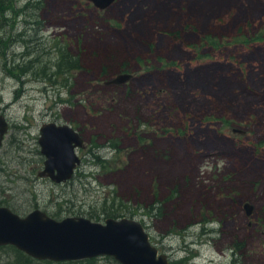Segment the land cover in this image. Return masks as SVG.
I'll use <instances>...</instances> for the list:
<instances>
[{
  "label": "rangeland",
  "instance_id": "rangeland-1",
  "mask_svg": "<svg viewBox=\"0 0 264 264\" xmlns=\"http://www.w3.org/2000/svg\"><path fill=\"white\" fill-rule=\"evenodd\" d=\"M159 1L13 0L0 22V205L135 219L169 264H264V0H168V16ZM65 51L82 69L56 72ZM120 68L132 77L104 84ZM47 122L84 139L62 183L37 175ZM105 257L60 262L120 264ZM29 258L0 246V264H56Z\"/></svg>",
  "mask_w": 264,
  "mask_h": 264
},
{
  "label": "water",
  "instance_id": "water-1",
  "mask_svg": "<svg viewBox=\"0 0 264 264\" xmlns=\"http://www.w3.org/2000/svg\"><path fill=\"white\" fill-rule=\"evenodd\" d=\"M99 10L115 0H87ZM132 74L120 72L104 84L127 82ZM8 130V123L0 116V144ZM232 133H242L232 129ZM40 152L45 156L38 176H46L55 183L71 179L80 164L77 148L84 147V139L72 126L42 123L39 128ZM247 213L250 203L244 205ZM12 245L26 255L56 262L110 256L120 264H168L165 253H160L150 241L143 224L132 218L108 217L96 222L83 216L55 219L40 209L24 216L7 206H0V246Z\"/></svg>",
  "mask_w": 264,
  "mask_h": 264
},
{
  "label": "trees",
  "instance_id": "trees-1",
  "mask_svg": "<svg viewBox=\"0 0 264 264\" xmlns=\"http://www.w3.org/2000/svg\"><path fill=\"white\" fill-rule=\"evenodd\" d=\"M167 1L168 0H161V1L157 2V3H160L159 7L161 9V15L162 16L170 15V14H168L167 10L165 9L166 4L168 3ZM205 1L206 0H204L202 3H205ZM209 1H211V0H209ZM12 3H13V0H0V22L6 18L5 15L12 8ZM30 3H34V2H30ZM217 17H218V15L214 16L215 19ZM169 18H171V17H169ZM214 18L212 17V19H214ZM167 21L169 22L171 20L168 19ZM238 21H239V19L232 22V23H237ZM244 25H246V23ZM0 27L2 28L1 24H0ZM235 29L237 30L236 34L241 35L242 37H245V34L242 32V29H243L242 27H236L233 30H235ZM163 33H165V34L169 33L170 36L175 37L174 33L169 32V30H165ZM0 41H2L1 38H0ZM205 41L207 43H209L210 46L219 45V43L222 42L221 40H218V37L212 36L211 34L206 36ZM61 49L68 50V48H61ZM55 66H56V72H62V71H68L72 68L82 69L83 64H82V61L78 55L75 57L70 52L65 51V52H59V57H57V60L55 62ZM121 69L122 68H120L119 72H121ZM109 74H110V72L104 68L102 70L101 77L103 78ZM93 155H94L95 159H97L98 161H101L98 155H96V154H93ZM143 212L148 213L149 215L155 214L156 216H158L159 213H161V208L158 206L155 207L154 205H150L147 208H145ZM114 216H117V214H114ZM120 216H122V215H120ZM16 251L18 253H22L21 251H18L17 249H16ZM27 257H28V255H27ZM105 258L112 259L110 257H105ZM87 260H92V258H88ZM66 263L70 264L72 262H56V264H66Z\"/></svg>",
  "mask_w": 264,
  "mask_h": 264
},
{
  "label": "flooded vegetation",
  "instance_id": "flooded-vegetation-1",
  "mask_svg": "<svg viewBox=\"0 0 264 264\" xmlns=\"http://www.w3.org/2000/svg\"><path fill=\"white\" fill-rule=\"evenodd\" d=\"M2 143V142H1ZM43 163H44V161H43ZM76 169H77V167H76ZM42 170V169H41ZM41 170H39L38 171V173L41 171ZM38 173H37V175H38ZM39 177H41V176H39ZM43 177H46V176H43ZM244 205H245V203L243 204V207H244ZM0 206H3V205H0ZM254 211V209L252 208L251 209V211L249 212V214L247 213V210L245 209V207H244V213H245V215L246 216H250L251 214H252V212ZM160 252V251H159ZM30 257V256H29ZM35 259V260H40V259H37V258H33V257H30L29 259ZM42 260H44V261H47V259H42ZM168 264H169V258H168Z\"/></svg>",
  "mask_w": 264,
  "mask_h": 264
}]
</instances>
